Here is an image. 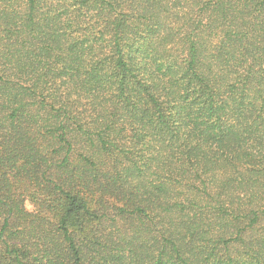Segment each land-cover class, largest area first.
<instances>
[{"label": "trees", "instance_id": "obj_1", "mask_svg": "<svg viewBox=\"0 0 264 264\" xmlns=\"http://www.w3.org/2000/svg\"><path fill=\"white\" fill-rule=\"evenodd\" d=\"M0 264H264V0H0Z\"/></svg>", "mask_w": 264, "mask_h": 264}]
</instances>
